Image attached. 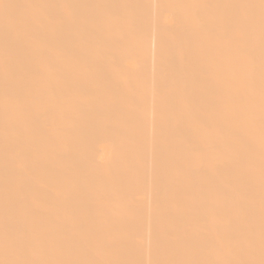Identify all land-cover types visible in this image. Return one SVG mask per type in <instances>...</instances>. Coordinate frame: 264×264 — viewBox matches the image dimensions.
Masks as SVG:
<instances>
[{"label":"bare ground","instance_id":"1","mask_svg":"<svg viewBox=\"0 0 264 264\" xmlns=\"http://www.w3.org/2000/svg\"><path fill=\"white\" fill-rule=\"evenodd\" d=\"M0 264H264V0H0Z\"/></svg>","mask_w":264,"mask_h":264}]
</instances>
